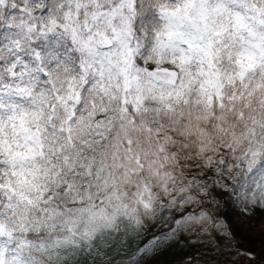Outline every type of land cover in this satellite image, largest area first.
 I'll return each instance as SVG.
<instances>
[{"label": "snow or ice", "instance_id": "obj_1", "mask_svg": "<svg viewBox=\"0 0 264 264\" xmlns=\"http://www.w3.org/2000/svg\"><path fill=\"white\" fill-rule=\"evenodd\" d=\"M0 264H264V0H0Z\"/></svg>", "mask_w": 264, "mask_h": 264}]
</instances>
